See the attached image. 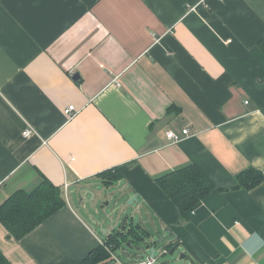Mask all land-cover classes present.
I'll list each match as a JSON object with an SVG mask.
<instances>
[{
  "label": "crops",
  "instance_id": "1",
  "mask_svg": "<svg viewBox=\"0 0 264 264\" xmlns=\"http://www.w3.org/2000/svg\"><path fill=\"white\" fill-rule=\"evenodd\" d=\"M262 41L264 0H0V206L44 178L66 201L20 241L0 223L10 263L80 264L127 219L150 247L109 264L171 235L189 264H264V182L234 189L264 173ZM190 164L214 190L182 221L156 178Z\"/></svg>",
  "mask_w": 264,
  "mask_h": 264
},
{
  "label": "trees",
  "instance_id": "2",
  "mask_svg": "<svg viewBox=\"0 0 264 264\" xmlns=\"http://www.w3.org/2000/svg\"><path fill=\"white\" fill-rule=\"evenodd\" d=\"M259 48L264 53L263 41ZM98 177L106 187L123 179L118 169L108 170ZM237 182L234 189L250 191L264 182V173L250 167L237 175ZM156 183L178 207L182 221L187 220L189 212L214 190L212 182L192 164L157 177ZM65 206L62 190L44 178L35 191H18L0 206V223L9 237L20 241ZM126 220L117 231L106 237L104 245L91 252L80 264H109V250L113 253L121 248L128 250L125 248L127 244L148 249L151 233L140 225H134L132 220L130 226L127 225ZM177 244V239H173L166 243L165 249L170 252ZM0 264H11L1 250Z\"/></svg>",
  "mask_w": 264,
  "mask_h": 264
},
{
  "label": "built area",
  "instance_id": "3",
  "mask_svg": "<svg viewBox=\"0 0 264 264\" xmlns=\"http://www.w3.org/2000/svg\"><path fill=\"white\" fill-rule=\"evenodd\" d=\"M64 113L66 114V116L71 117L75 113H77L76 107L74 105H71L65 110ZM33 133H34V131L31 128L28 127L23 132V136L25 138H30L33 135ZM189 133H190L189 129H184L182 131V134H178L176 132L170 131V132L167 133L166 137L171 143H177V142H179L182 139L183 136H188ZM68 187H69V185L66 183L65 184V190L66 191L68 190ZM109 252H110L111 256L113 258H115L114 253L111 252L110 250H109ZM168 253H169V251L164 248L160 252V256L167 255ZM156 262H157V257L155 255L154 258H151L150 256H148L146 259H142V260L136 261L133 264H156Z\"/></svg>",
  "mask_w": 264,
  "mask_h": 264
},
{
  "label": "water",
  "instance_id": "4",
  "mask_svg": "<svg viewBox=\"0 0 264 264\" xmlns=\"http://www.w3.org/2000/svg\"><path fill=\"white\" fill-rule=\"evenodd\" d=\"M77 79H79V75L78 74H76L75 76H74V80H77ZM87 196H91V199H87ZM83 199H85V202H94V199H95V195H94V193L93 192H91V191H86V192H84V194H83ZM137 201V196H133L132 198H130L129 199V201H128V204L129 205H132L134 202H136ZM108 205V204H107ZM174 238V236L173 235H171V236H169V237H163V236H158V240H159V242L160 243H167V242H169L170 240H172ZM178 245L176 246V247H174L171 251H170V255H174V253H175V251L176 250H178ZM127 248H129V250H131V251H133V250H135V251H137L136 253L137 254H139V253H141V251H142V247L141 246H139L138 248H135V247H132L130 244H127ZM155 255H156V247L155 246H153L151 249H150V257L151 258H154L155 257ZM183 260H186V254H183V253H181L180 254V257H179V259L177 260V261H174V262H176V263H178V262H181V261H183ZM166 264H168V263H166ZM184 264H186L185 263V261H184Z\"/></svg>",
  "mask_w": 264,
  "mask_h": 264
},
{
  "label": "rangeland",
  "instance_id": "5",
  "mask_svg": "<svg viewBox=\"0 0 264 264\" xmlns=\"http://www.w3.org/2000/svg\"><path fill=\"white\" fill-rule=\"evenodd\" d=\"M119 189H120V187L115 185V187L112 189V192H111L112 195H117L119 192ZM116 198L119 201L120 196L117 195ZM116 202H117V200H114L113 202H111V208H113L115 206ZM165 246H166V243L158 242L157 250H156V252H157L156 257H157L158 264H166V263H168V264H184V261H186V264L190 263L189 260H183V261L178 262V263L174 262V261H177L179 259L180 254L182 253V251L179 249L175 251L174 255H170L169 254L170 252H169L167 255L160 256V252L165 248ZM125 248L129 249V248H127V246ZM118 255L122 256L121 252H118ZM139 260H142V259H138L137 261H139Z\"/></svg>",
  "mask_w": 264,
  "mask_h": 264
}]
</instances>
